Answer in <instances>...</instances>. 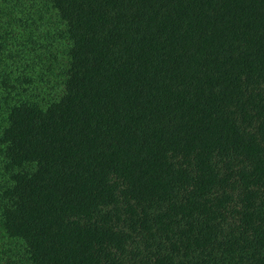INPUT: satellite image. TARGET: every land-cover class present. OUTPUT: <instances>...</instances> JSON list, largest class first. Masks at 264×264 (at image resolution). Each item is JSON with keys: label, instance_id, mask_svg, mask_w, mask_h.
<instances>
[{"label": "trees", "instance_id": "obj_1", "mask_svg": "<svg viewBox=\"0 0 264 264\" xmlns=\"http://www.w3.org/2000/svg\"><path fill=\"white\" fill-rule=\"evenodd\" d=\"M0 264H264V0H0Z\"/></svg>", "mask_w": 264, "mask_h": 264}]
</instances>
